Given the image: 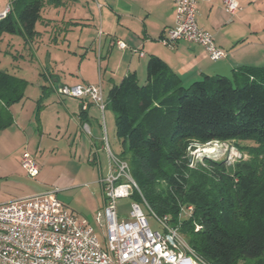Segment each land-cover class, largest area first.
<instances>
[{
    "label": "trees",
    "instance_id": "obj_1",
    "mask_svg": "<svg viewBox=\"0 0 264 264\" xmlns=\"http://www.w3.org/2000/svg\"><path fill=\"white\" fill-rule=\"evenodd\" d=\"M58 2V0H53ZM44 0H14L0 20L3 34L35 35ZM26 82L0 71V131L13 123L12 105ZM120 159L147 207L172 227L208 264H264V68L233 79L204 78L184 86L168 65L151 56L140 84L127 75L108 94ZM241 141L247 160L192 162L193 144ZM181 207L191 216L178 220ZM198 227V229H196Z\"/></svg>",
    "mask_w": 264,
    "mask_h": 264
},
{
    "label": "crops",
    "instance_id": "obj_2",
    "mask_svg": "<svg viewBox=\"0 0 264 264\" xmlns=\"http://www.w3.org/2000/svg\"><path fill=\"white\" fill-rule=\"evenodd\" d=\"M237 1L240 10L231 15L223 0H196L198 27L226 53L213 62L200 45L179 42L171 49L161 43L175 26L170 0H44L35 35L26 39L17 33L28 50L26 66L36 59L39 63L34 80L40 94L30 116L35 113L42 133L53 130L74 155L87 156L100 183L109 172L104 138L116 137L114 114L106 107V116V109L101 112L91 103L83 111L79 100L58 96L53 86L100 85L108 102L110 89L127 75L134 73L144 83L151 56L163 60L184 86L206 77L233 79L244 70L264 68V0ZM13 2L0 0V14ZM118 41L127 48L120 50ZM50 104H57L55 113L43 117ZM102 200L103 207V195Z\"/></svg>",
    "mask_w": 264,
    "mask_h": 264
},
{
    "label": "built area",
    "instance_id": "obj_3",
    "mask_svg": "<svg viewBox=\"0 0 264 264\" xmlns=\"http://www.w3.org/2000/svg\"><path fill=\"white\" fill-rule=\"evenodd\" d=\"M175 8V26L160 39L168 48L179 42L200 45L213 62L224 59L213 36L198 27L196 0H170ZM229 14L240 10L237 0H223ZM12 7L0 14L5 18ZM120 50L127 46L116 42ZM135 52V51H134ZM142 56V54H140ZM60 97L79 100L83 111L91 103L104 112L107 102L100 85H54ZM109 172L101 180L104 205L96 214V222L104 229L101 244L94 228L68 209L57 198V192H45L0 204V264H208L195 254L167 216H156L144 199L132 200L140 190L129 165L115 156L107 146ZM22 168L30 177L39 168L28 153L21 159ZM130 199L126 217L119 216L117 202ZM143 207L160 224L163 232L149 228ZM192 207H181L178 220L191 216ZM198 229V227H196Z\"/></svg>",
    "mask_w": 264,
    "mask_h": 264
},
{
    "label": "rangeland",
    "instance_id": "obj_4",
    "mask_svg": "<svg viewBox=\"0 0 264 264\" xmlns=\"http://www.w3.org/2000/svg\"><path fill=\"white\" fill-rule=\"evenodd\" d=\"M22 39L18 34H3L0 38V71H7L11 76L25 79L24 98L20 103L9 109L13 123L0 131V204H4L19 197L38 195L45 192H57V198L80 221L91 225L101 244L104 243V229L96 222V214L102 207V187L96 166L88 163L87 156L74 155L69 151L65 140L53 132L42 133L39 123L35 120V113L30 116L36 106L40 94L34 80L36 66L34 60L29 66L24 62L28 50L24 51ZM24 56L21 57V56ZM57 104L49 105L44 116L50 118L55 112ZM106 109L105 114L108 115ZM47 118V119H48ZM53 122H50V125ZM250 142L227 141L211 142L204 145L193 144L189 149L192 166L203 163L204 159L226 161L234 164L248 157L238 147L250 146ZM107 146L111 152L120 158L122 146L120 141L108 136ZM104 147L106 142L104 138ZM28 153L39 168L35 177H30L21 166L23 154ZM130 199L117 202L119 216L126 217L129 211ZM149 228L163 232L160 224L143 207ZM181 236V235H180ZM241 264V263H239Z\"/></svg>",
    "mask_w": 264,
    "mask_h": 264
}]
</instances>
